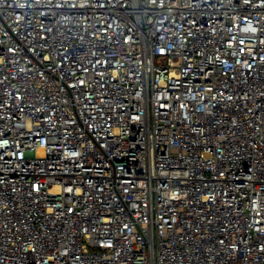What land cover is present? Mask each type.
<instances>
[{"label":"built area","instance_id":"1","mask_svg":"<svg viewBox=\"0 0 264 264\" xmlns=\"http://www.w3.org/2000/svg\"><path fill=\"white\" fill-rule=\"evenodd\" d=\"M0 264H264V0H0Z\"/></svg>","mask_w":264,"mask_h":264}]
</instances>
